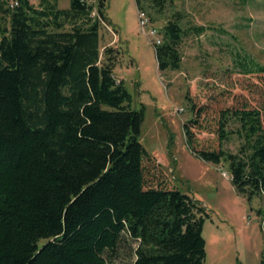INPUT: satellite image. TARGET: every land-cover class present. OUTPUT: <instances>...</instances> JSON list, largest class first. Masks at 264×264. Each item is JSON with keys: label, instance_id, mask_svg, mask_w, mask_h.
<instances>
[{"label": "trees", "instance_id": "1", "mask_svg": "<svg viewBox=\"0 0 264 264\" xmlns=\"http://www.w3.org/2000/svg\"><path fill=\"white\" fill-rule=\"evenodd\" d=\"M37 1L0 0V264H108L121 252L123 264H205L210 213L141 141L145 106L116 76L121 49L101 50L108 0ZM209 27L170 18L154 44L159 68H179L185 38ZM205 110L185 124L189 148L225 162L239 192L262 195L261 110L220 109L218 147L195 136ZM233 132L237 152L223 146Z\"/></svg>", "mask_w": 264, "mask_h": 264}, {"label": "rangeland", "instance_id": "2", "mask_svg": "<svg viewBox=\"0 0 264 264\" xmlns=\"http://www.w3.org/2000/svg\"><path fill=\"white\" fill-rule=\"evenodd\" d=\"M142 2L150 25L160 33L178 14L186 25L210 27L185 38L179 68L161 70L155 37L138 23L137 0H108L101 50L108 44L121 49L116 76L125 80L133 107L145 106L140 139L180 189L210 213L203 227L205 264H263L264 193L249 198L238 191L225 162L198 157L187 144L185 124L206 106L199 116L204 127L196 128L195 136L199 146L218 147L220 109L248 103L264 119V75L246 73L237 63L239 57L251 67L264 65V0H164L162 6ZM68 5L69 0L60 2ZM241 142L233 132L223 146L237 152ZM126 255L111 254L108 264H123Z\"/></svg>", "mask_w": 264, "mask_h": 264}, {"label": "built area", "instance_id": "3", "mask_svg": "<svg viewBox=\"0 0 264 264\" xmlns=\"http://www.w3.org/2000/svg\"><path fill=\"white\" fill-rule=\"evenodd\" d=\"M17 1H12L11 5H14ZM150 18L146 10L138 9V23L141 30L145 33H150L155 37L154 43H160L162 41L163 34L160 33L155 27L150 25Z\"/></svg>", "mask_w": 264, "mask_h": 264}]
</instances>
